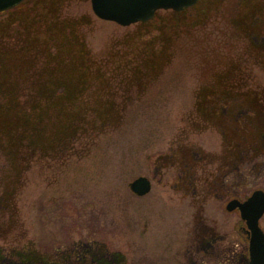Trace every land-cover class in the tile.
Instances as JSON below:
<instances>
[{"label": "rangeland", "instance_id": "1", "mask_svg": "<svg viewBox=\"0 0 264 264\" xmlns=\"http://www.w3.org/2000/svg\"><path fill=\"white\" fill-rule=\"evenodd\" d=\"M256 189L264 0L128 26L91 0L0 12V264H249L226 205Z\"/></svg>", "mask_w": 264, "mask_h": 264}, {"label": "water", "instance_id": "2", "mask_svg": "<svg viewBox=\"0 0 264 264\" xmlns=\"http://www.w3.org/2000/svg\"><path fill=\"white\" fill-rule=\"evenodd\" d=\"M23 0H0V12L10 9ZM198 0H91L95 15L103 20L128 26L152 19L158 10L182 11ZM137 195L143 196L152 189L147 176H139L129 184ZM227 210H238L246 223L249 239L250 264H264V230L260 219L264 215V190L256 189L245 200L234 198L226 205Z\"/></svg>", "mask_w": 264, "mask_h": 264}]
</instances>
